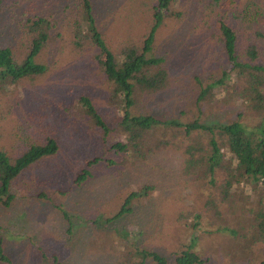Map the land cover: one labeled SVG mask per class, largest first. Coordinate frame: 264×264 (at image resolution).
<instances>
[{
	"label": "rangeland",
	"instance_id": "1",
	"mask_svg": "<svg viewBox=\"0 0 264 264\" xmlns=\"http://www.w3.org/2000/svg\"><path fill=\"white\" fill-rule=\"evenodd\" d=\"M154 3L124 0L108 22L102 24L101 20L113 49L119 51L150 31ZM221 4L214 5L213 0L173 2L155 44L167 57L168 81L177 86L167 84L157 93L139 88V101L131 108L134 114L153 113L159 119H169L186 106L189 114L179 115L181 121L188 123L196 116L193 104L202 84L219 79L228 67L215 36L219 26L215 16L222 12ZM65 5L66 0H3L0 13V36L12 29V22H19L11 42L0 37V46L10 45L19 60L25 59L29 39L35 35L27 31L29 16H48L52 28L38 59L47 72L9 85L0 93V151L14 159L49 138L59 145L56 155L41 160L13 182L16 199L9 207L0 206V238L15 252L16 264H52L44 257L54 255L65 264H138L142 260L138 250L162 252L168 264H176L177 256L188 250L185 241L189 244L192 236L198 237L192 250L206 264H264V242L253 252L242 244L256 237L249 230L257 219L250 211L263 212L264 190L253 194L251 185L243 181L237 200L213 199L219 187L204 178L205 168H186L190 159L186 147L194 143L192 137L170 128L154 129L134 147L121 125L122 99L115 96L94 59V47L84 43L87 39H82L84 47L74 43L76 19H82L75 10L66 11ZM230 7L244 15L235 24L243 35V46L249 45L252 17L264 14V0H233ZM9 8H14L13 18ZM232 94L229 86L213 89L203 119L229 122L236 110L244 108L225 104ZM81 97L92 101L107 130L90 118ZM118 142L127 144V150L113 149ZM99 157V164L88 167V160ZM84 170L92 176L76 186L74 181ZM227 174L224 168L216 171L218 184ZM146 186L152 189L132 201L130 214L106 222L119 213L130 194ZM248 195L252 200L245 201ZM95 220L100 222L93 224ZM227 227L232 231L217 233ZM145 264L157 263L147 259Z\"/></svg>",
	"mask_w": 264,
	"mask_h": 264
},
{
	"label": "trees",
	"instance_id": "2",
	"mask_svg": "<svg viewBox=\"0 0 264 264\" xmlns=\"http://www.w3.org/2000/svg\"><path fill=\"white\" fill-rule=\"evenodd\" d=\"M66 1L67 5L64 9L66 11L68 9L75 10V13L82 19H76L79 23H75L78 28L74 33V43L77 47H84V43L94 47V51L97 53L94 59L98 60V65L103 68L105 78L113 88L115 96L122 99L124 111L121 125L130 135L129 141L134 147H139L142 139L154 129L170 128L174 132L184 134L186 138L192 137L191 141L193 140L194 143L186 147V153L190 158L187 160L188 167L186 168L193 169L197 166L205 168L204 178H209V184L214 185V188L219 187L213 195V199L219 198L220 201L227 202L237 200V190L243 181L251 185L253 194L256 192L260 194L264 190V48L261 49V47H264V14L255 13L253 15L252 29H254L249 36L251 42L249 45H244V47L242 44L243 35L238 31L235 24L240 18L243 19L244 15L231 9L230 6L233 0H213L214 5L222 3L219 6L222 12H216V20L214 19L219 23L215 36L218 35V42L222 52L226 55L225 64L228 67L219 79L206 86L202 84L200 93L196 95L193 104L197 109L195 111L196 116L188 123H184L179 115L189 114L185 111L188 108L186 106L181 109L182 111L177 117L169 119H159L153 113L136 115L131 111V108L139 101L136 94L139 88L147 93H157L163 90L167 84L177 86L175 83H171V79L170 82L168 81L169 73L165 67L167 57L160 54L155 44L157 32L164 24L169 12H171L170 8L175 0H154L153 25L150 31L144 33L137 42H131L119 51L113 49L108 43L102 24L110 20L108 17L119 10L124 0H104V2L103 0ZM2 4L3 0H0V13L3 10ZM13 10L14 8H9L8 11L11 18L15 15ZM176 16L179 17L180 14L178 13ZM47 17L38 15L29 16L26 19L27 31H31L35 35L31 41L29 39L25 59L19 60L10 45L0 46V93L9 85H16L25 78L40 76L47 72V66L41 64L38 60L45 44L51 38V22ZM12 25L10 31L0 36L2 40L11 42L16 38L19 22L16 20L12 22ZM82 39H87V41L82 43ZM199 80L198 78L197 81ZM222 86L231 87L233 92L232 96L225 99V104L228 106L240 104L244 108L240 111H238L239 109L236 110L237 114L229 122L218 123L204 120L203 118L208 109V95L216 87L221 88ZM80 102L86 108L90 118L107 130L106 121L98 113L92 101L87 97H81ZM107 134L108 131L105 135L107 136ZM205 137L206 141L203 140ZM112 148L118 152H124L127 150L128 145L118 142ZM58 150L57 140L49 138L46 143L32 145L21 156L14 159L4 151H0V206L9 207L16 199V196L12 194L13 182L23 172L37 165L46 157L56 155ZM198 154L199 157H197ZM100 161V157L88 160V167L99 164ZM108 164L112 163L109 162ZM222 168L226 169L228 174L227 178L221 184H218L215 174L218 169ZM188 173H192V171L189 170ZM90 176H92L91 173L84 170L78 175L74 183L79 186ZM151 189L150 186H146L141 191L130 194L119 213L106 222L130 214L128 211H131V209L128 207L132 201L146 196ZM41 196L45 197L43 194ZM249 200L252 199L248 195L245 197V201ZM263 206V203H261L260 207ZM255 210L250 211L254 213V217L257 219L251 224L249 230L252 234L255 233L256 237L254 240L248 239V241L245 240L242 243L243 248L248 252H253L256 245L264 242V210L262 213H258L257 209ZM217 214L220 215L219 212ZM195 217L199 218V216ZM187 220L188 218L183 219L181 223L183 224ZM94 222L99 223L100 221L95 220L93 224ZM142 231L139 233H142ZM231 231L230 227H227L220 229L217 233ZM126 234L132 236V234ZM197 238V236H192L189 244H187L189 240L185 241V247L188 250L177 256L176 264L207 263L200 254L192 250ZM240 246H242L241 243ZM138 253L142 259L138 264H145L147 259H152L157 264H168V259L162 256V252L138 250ZM15 257L13 249L6 248L4 239L0 238V264H16L17 258ZM44 258L52 264H65L60 261L58 255L45 256Z\"/></svg>",
	"mask_w": 264,
	"mask_h": 264
}]
</instances>
